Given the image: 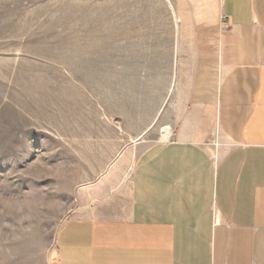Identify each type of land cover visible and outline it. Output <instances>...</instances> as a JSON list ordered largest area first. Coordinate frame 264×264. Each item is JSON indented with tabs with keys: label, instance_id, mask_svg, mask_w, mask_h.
<instances>
[{
	"label": "crops",
	"instance_id": "crops-1",
	"mask_svg": "<svg viewBox=\"0 0 264 264\" xmlns=\"http://www.w3.org/2000/svg\"><path fill=\"white\" fill-rule=\"evenodd\" d=\"M164 3L178 40L163 139L143 140L151 125L130 177L79 194L39 264H264V0Z\"/></svg>",
	"mask_w": 264,
	"mask_h": 264
},
{
	"label": "rangeland",
	"instance_id": "rangeland-1",
	"mask_svg": "<svg viewBox=\"0 0 264 264\" xmlns=\"http://www.w3.org/2000/svg\"><path fill=\"white\" fill-rule=\"evenodd\" d=\"M164 2L0 0V264L50 260L79 194L130 177L151 125L143 140L163 139L178 40Z\"/></svg>",
	"mask_w": 264,
	"mask_h": 264
},
{
	"label": "bare ground",
	"instance_id": "bare-ground-1",
	"mask_svg": "<svg viewBox=\"0 0 264 264\" xmlns=\"http://www.w3.org/2000/svg\"><path fill=\"white\" fill-rule=\"evenodd\" d=\"M164 132H165L166 134H168V133H169V131H168V130H166V129L164 130Z\"/></svg>",
	"mask_w": 264,
	"mask_h": 264
}]
</instances>
